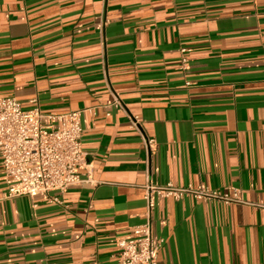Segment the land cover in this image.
<instances>
[{
	"label": "crops",
	"instance_id": "1",
	"mask_svg": "<svg viewBox=\"0 0 264 264\" xmlns=\"http://www.w3.org/2000/svg\"><path fill=\"white\" fill-rule=\"evenodd\" d=\"M10 97L96 115L81 118L85 182L65 193L9 198L0 157V264H118L150 182L246 202L156 198L159 264H264V0H0Z\"/></svg>",
	"mask_w": 264,
	"mask_h": 264
},
{
	"label": "built area",
	"instance_id": "2",
	"mask_svg": "<svg viewBox=\"0 0 264 264\" xmlns=\"http://www.w3.org/2000/svg\"><path fill=\"white\" fill-rule=\"evenodd\" d=\"M106 24L107 20L103 27ZM187 66L184 59L183 68ZM110 91L112 106L127 114L121 95L112 89ZM84 113L96 115L95 109L44 114L39 109L24 110L16 98H0V157L4 179L9 184V198L65 193L85 182L81 174L86 164L81 126ZM131 129L140 133L137 117L132 118ZM144 145L150 154L157 149L153 139L145 140ZM144 189L145 222L128 235L117 237L118 264H159L163 241L154 237L152 228L156 198L180 201L192 197L204 203L216 202L227 206L246 203L239 188L220 191L203 183L183 187L172 182H150ZM53 201L59 203L58 198H53Z\"/></svg>",
	"mask_w": 264,
	"mask_h": 264
}]
</instances>
